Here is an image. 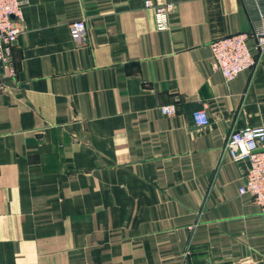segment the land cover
Listing matches in <instances>:
<instances>
[{
	"label": "crops",
	"instance_id": "1",
	"mask_svg": "<svg viewBox=\"0 0 264 264\" xmlns=\"http://www.w3.org/2000/svg\"><path fill=\"white\" fill-rule=\"evenodd\" d=\"M150 1L163 30L143 0L22 9L0 71V264H264L246 163L223 151L264 127V52L247 39L253 65L224 82L208 48L250 30L244 2Z\"/></svg>",
	"mask_w": 264,
	"mask_h": 264
},
{
	"label": "built area",
	"instance_id": "2",
	"mask_svg": "<svg viewBox=\"0 0 264 264\" xmlns=\"http://www.w3.org/2000/svg\"><path fill=\"white\" fill-rule=\"evenodd\" d=\"M28 0H0V71L10 68L11 48L21 33L20 24L22 9ZM245 11L251 22L247 32H238L211 41L208 45L211 55V69L217 71L224 82H229L240 72L250 68L253 57L246 45L247 39L253 40V50L259 55L264 52V0H243ZM145 8L153 11L157 30L165 27L167 7L154 6L150 0H143ZM71 37L81 42L85 35L83 22L77 21L70 25ZM161 115H174L172 106L159 107ZM195 127L208 124L206 113L197 109L190 114ZM223 151L234 161H244L246 172L242 184L237 189L238 195H248L259 210L264 214V127H244L231 131L223 144Z\"/></svg>",
	"mask_w": 264,
	"mask_h": 264
}]
</instances>
